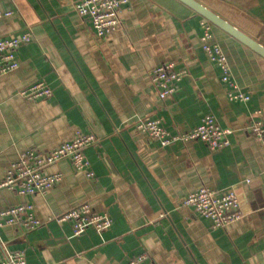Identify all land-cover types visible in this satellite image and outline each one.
Instances as JSON below:
<instances>
[{
	"label": "crops",
	"instance_id": "obj_1",
	"mask_svg": "<svg viewBox=\"0 0 264 264\" xmlns=\"http://www.w3.org/2000/svg\"><path fill=\"white\" fill-rule=\"evenodd\" d=\"M75 0H0V37H18L17 67L0 74V182L30 148L48 152L77 131L95 140L84 150L86 177L63 159L49 166L61 181L45 195L0 188V210L23 203L43 223L33 230L0 227L4 248L24 249L27 264H264V150L247 126L264 110V58L213 26L234 81L249 98L231 101L219 68L201 48V15L179 0H129L119 27L94 34ZM264 45V0H197ZM172 62L188 74L161 100L151 71ZM44 82L51 95L22 93ZM212 114L233 130L229 146L210 150L199 140L162 147L134 128L159 119L171 133ZM200 187L234 190L242 217L224 228L182 200ZM106 212L111 226L72 235L69 222L47 221L77 204ZM47 221V222H46Z\"/></svg>",
	"mask_w": 264,
	"mask_h": 264
},
{
	"label": "built area",
	"instance_id": "obj_2",
	"mask_svg": "<svg viewBox=\"0 0 264 264\" xmlns=\"http://www.w3.org/2000/svg\"><path fill=\"white\" fill-rule=\"evenodd\" d=\"M129 0H75L74 10L87 20L94 34L106 37L120 25L119 12ZM11 11H0V17L9 16ZM202 34L201 48L208 58L219 68L220 80L229 86L227 98L231 101H246L248 94L238 88L229 66L227 57L221 46L214 42L213 25L206 19L200 21ZM18 37H0V74H6L17 67L14 52L20 46ZM188 74L187 69H175L172 62L158 65L151 71V82L161 100L170 98L177 91L178 83ZM22 95L27 100L49 97L51 89L44 82H36L29 86ZM258 118H252L247 129L252 137L264 150V110L256 111ZM134 128L157 141L162 147L176 142L199 140L210 150H217L230 145L233 130L222 127L214 115H204L200 123L186 131L171 133L159 119L143 117L138 119ZM95 136L92 133L80 131L58 147L40 152L30 148L21 152L17 159L6 168L5 176L0 182V188H7L19 195H45L58 184L62 175L60 172H49V166L66 159L75 171L82 172L86 177H92L93 172L84 150L92 144ZM182 206L191 208L196 214L209 222L211 229L224 228L231 222L242 217L240 200L234 190H213L200 187L190 192L181 202ZM32 204L23 203L0 210V227L14 225L33 230L43 223L32 212ZM57 223L69 222L72 235L78 236L88 228L103 232L111 226V218L106 212H96L87 203L77 204L65 212L49 217L47 221ZM46 221V222H47ZM0 264H27L24 249L9 250L4 248ZM126 264H149L145 254L130 259Z\"/></svg>",
	"mask_w": 264,
	"mask_h": 264
},
{
	"label": "water",
	"instance_id": "obj_3",
	"mask_svg": "<svg viewBox=\"0 0 264 264\" xmlns=\"http://www.w3.org/2000/svg\"><path fill=\"white\" fill-rule=\"evenodd\" d=\"M186 6L194 10L196 13L201 15L204 19L208 20L211 24L223 30L225 33L241 42L243 45L260 55L264 58V45L255 40L254 38L248 36L237 27L232 25L230 22L208 9L206 6L201 4L197 0H179Z\"/></svg>",
	"mask_w": 264,
	"mask_h": 264
},
{
	"label": "trees",
	"instance_id": "obj_4",
	"mask_svg": "<svg viewBox=\"0 0 264 264\" xmlns=\"http://www.w3.org/2000/svg\"><path fill=\"white\" fill-rule=\"evenodd\" d=\"M213 25V24H212ZM214 26V25H213Z\"/></svg>",
	"mask_w": 264,
	"mask_h": 264
}]
</instances>
